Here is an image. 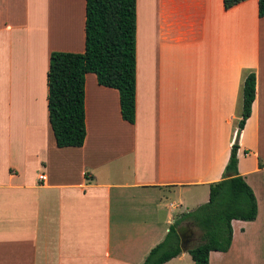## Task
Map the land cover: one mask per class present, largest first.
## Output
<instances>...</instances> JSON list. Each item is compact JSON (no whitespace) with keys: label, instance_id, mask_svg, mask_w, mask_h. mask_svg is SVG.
<instances>
[{"label":"crops","instance_id":"0c3cea01","mask_svg":"<svg viewBox=\"0 0 264 264\" xmlns=\"http://www.w3.org/2000/svg\"><path fill=\"white\" fill-rule=\"evenodd\" d=\"M85 4L0 0V264H142L175 223L181 253L163 264H196L188 251L201 237L182 214L223 178L249 72L255 99L237 169L257 216L233 219L229 249L208 264H264L258 0H136L135 122L122 118L119 91L88 72L84 143L58 147L49 57L84 51Z\"/></svg>","mask_w":264,"mask_h":264},{"label":"trees","instance_id":"16d2710c","mask_svg":"<svg viewBox=\"0 0 264 264\" xmlns=\"http://www.w3.org/2000/svg\"><path fill=\"white\" fill-rule=\"evenodd\" d=\"M244 0H224L225 8ZM264 16V0H258ZM92 72L99 84L119 91L120 112L130 123L136 117V0H86L83 52L52 51L47 72L49 122L58 147L81 146L86 136L85 75ZM255 73L242 86L239 130L251 115L255 99ZM239 144L233 142L223 178L209 184V200L182 214L201 231L190 253L196 264H208L213 250L227 251L232 240L231 221H252L257 201L252 188L237 169ZM176 223L155 245L142 264H163L179 255Z\"/></svg>","mask_w":264,"mask_h":264},{"label":"rangeland","instance_id":"374dc122","mask_svg":"<svg viewBox=\"0 0 264 264\" xmlns=\"http://www.w3.org/2000/svg\"><path fill=\"white\" fill-rule=\"evenodd\" d=\"M238 132V131H237ZM236 137H237V133H236V135L234 136V141L233 142H235V139H236ZM193 209H195V208H193ZM192 208H190V210L189 211H191V210H193ZM191 228H193V229H195L196 231H197V233L199 234V240H200V237H201V231H200V229L198 228V227H196L194 224L192 225V227ZM191 246V245H190Z\"/></svg>","mask_w":264,"mask_h":264},{"label":"water","instance_id":"95a60500","mask_svg":"<svg viewBox=\"0 0 264 264\" xmlns=\"http://www.w3.org/2000/svg\"><path fill=\"white\" fill-rule=\"evenodd\" d=\"M235 142L238 143L239 142V134H237V137L235 139Z\"/></svg>","mask_w":264,"mask_h":264},{"label":"built area","instance_id":"2783aa9c","mask_svg":"<svg viewBox=\"0 0 264 264\" xmlns=\"http://www.w3.org/2000/svg\"><path fill=\"white\" fill-rule=\"evenodd\" d=\"M40 178H41V179H45V176H44V175H40Z\"/></svg>","mask_w":264,"mask_h":264}]
</instances>
